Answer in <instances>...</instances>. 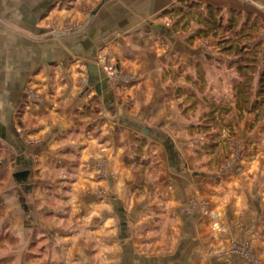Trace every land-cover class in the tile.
Segmentation results:
<instances>
[{
	"label": "crops",
	"instance_id": "crops-1",
	"mask_svg": "<svg viewBox=\"0 0 264 264\" xmlns=\"http://www.w3.org/2000/svg\"><path fill=\"white\" fill-rule=\"evenodd\" d=\"M180 1L0 0V202L16 231L31 215V264H264V130L218 39L166 14ZM194 1L256 15L264 65V0ZM213 98L238 142L219 162ZM138 138L156 165L132 163Z\"/></svg>",
	"mask_w": 264,
	"mask_h": 264
},
{
	"label": "trees",
	"instance_id": "trees-1",
	"mask_svg": "<svg viewBox=\"0 0 264 264\" xmlns=\"http://www.w3.org/2000/svg\"><path fill=\"white\" fill-rule=\"evenodd\" d=\"M166 14L176 18L175 26L181 22L185 26L192 18H197L201 27L193 35L200 37L212 35L218 39L221 51L232 58L229 67L235 68L239 75L232 84L237 104L241 111L253 112L256 104L263 101L260 98L264 97V68L258 76L256 93L254 88L257 67L263 59L262 42L250 44L262 27L259 18L251 12L225 10L210 4L203 5L194 0H181L179 4L166 11ZM255 94L257 99L251 100ZM231 109L229 104L221 101L212 104L205 113L206 120L197 124V128L220 129L224 115L230 113ZM216 112L219 114L218 120Z\"/></svg>",
	"mask_w": 264,
	"mask_h": 264
},
{
	"label": "rangeland",
	"instance_id": "rangeland-1",
	"mask_svg": "<svg viewBox=\"0 0 264 264\" xmlns=\"http://www.w3.org/2000/svg\"><path fill=\"white\" fill-rule=\"evenodd\" d=\"M253 42L255 41H251L250 44H253ZM261 48H263V46H261ZM263 60V59H262ZM260 61V63L258 64V71L256 73L255 76V80H254V88H255V93L257 90V80H258V76H260V73L262 72L264 65H263V61ZM116 67V66H115ZM117 68V67H116ZM118 70V68H117ZM234 72L233 75H230L231 78H233L235 80L236 77H238V73L236 72L235 68H234ZM119 73V71H117V73H115L113 75L116 76ZM233 80V81H234ZM234 97V93L233 90L230 92ZM217 95V94H216ZM216 97V96H214ZM257 96L256 94L252 96L251 100H256ZM260 100H263L262 102H258V104H256V109L253 111L256 115V117H253L254 119H256V121H250V127L251 129L256 130L260 129L261 131L264 130V97L260 98ZM220 101L215 100V98H213L212 104H217ZM227 103V102H226ZM241 110V109H240ZM242 112H247V111H242ZM249 113V112H248ZM217 116V120L219 118V114L218 112L215 113ZM236 115V114H235ZM235 127H233V130L235 132ZM229 133V130L227 131ZM200 134L202 135H206V138L204 140H201L205 143V149L207 151H212L213 152V160L215 162H219V161H224L226 158L229 157V155L231 153H229L231 150H235V148L238 145L237 140L232 141L233 144H231L232 147H230L229 145H226V148L222 149L221 145H224V141L222 140V136L220 133V129H213V130H204V129H200ZM200 136V135H198ZM223 136H228V134L223 135ZM199 138V137H198ZM201 139V138H199ZM145 140V139H144ZM147 140V139H146ZM222 140V141H221ZM200 141V140H198ZM244 141V140H241ZM253 143V142H250ZM154 147V149H152L150 151L149 149V154L145 153L144 154V148L147 145V141H143V139L138 138L136 141L133 142V148L136 149L137 151H135V153H137V155H133V161L132 163H136L139 164V162L143 163V164H157L159 162V155L156 152V147H157V143L153 142L151 143ZM257 145V144H256ZM245 146H248L247 144H240L239 148H244ZM263 147V146H262ZM222 149V150H221ZM228 153V156H227ZM220 154H222L224 156V158H220ZM201 155V154H200ZM237 156H235V158H239L241 159V155L240 152H238V154H236ZM252 153H249V158L251 157ZM206 160H208L209 156L206 155ZM248 157V156H247ZM220 158V159H219ZM141 164V165H143ZM155 165L153 166L154 168ZM142 168V167H141ZM152 167H150V171L151 173L154 175L155 173H158V170L154 171L151 170ZM148 173V174H151ZM145 178V177H144ZM147 185V183H145ZM150 187H146L147 190L150 191V193H154L155 192V187L152 183H149ZM146 190V191H147ZM148 192V191H147ZM5 200V199H4ZM1 201L0 202V264H31V215L28 214L27 212H25V207H27V203L24 202V208L22 207V204L20 205V213H23V218H21L20 220V227H21V231H16V227H13L11 221V215L9 214V205L6 203V201ZM30 201V202H29ZM28 203H31V196L28 197ZM31 209V205L29 210ZM213 221V220H212ZM215 227H221L219 224H215ZM21 232L23 234H21ZM21 234V235H19Z\"/></svg>",
	"mask_w": 264,
	"mask_h": 264
},
{
	"label": "built area",
	"instance_id": "built-area-1",
	"mask_svg": "<svg viewBox=\"0 0 264 264\" xmlns=\"http://www.w3.org/2000/svg\"><path fill=\"white\" fill-rule=\"evenodd\" d=\"M104 70L106 71L107 75H109V76H113L118 71L115 66H111V65H108V64H106L104 66ZM218 228H221V227H218Z\"/></svg>",
	"mask_w": 264,
	"mask_h": 264
}]
</instances>
